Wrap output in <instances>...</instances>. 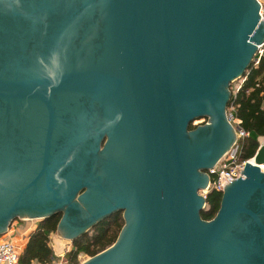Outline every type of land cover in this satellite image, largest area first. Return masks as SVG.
<instances>
[{
	"label": "water",
	"instance_id": "water-1",
	"mask_svg": "<svg viewBox=\"0 0 264 264\" xmlns=\"http://www.w3.org/2000/svg\"><path fill=\"white\" fill-rule=\"evenodd\" d=\"M257 0H0V234L59 212L66 239L120 210L77 264H264V138L218 208L229 83L264 36ZM203 123L188 128L197 117Z\"/></svg>",
	"mask_w": 264,
	"mask_h": 264
},
{
	"label": "trees",
	"instance_id": "trees-1",
	"mask_svg": "<svg viewBox=\"0 0 264 264\" xmlns=\"http://www.w3.org/2000/svg\"><path fill=\"white\" fill-rule=\"evenodd\" d=\"M240 81L230 90L226 110L230 109L238 119V125L248 132L247 136L238 139V159L253 155L259 142L264 138V54L257 62L253 60L244 68ZM230 85V83H229ZM195 124L189 122L188 128ZM221 191L211 189L205 196V204L199 214L203 219L211 218L218 208ZM60 213H51L37 220L29 232L24 247L19 251L18 264H51L53 253L48 244L49 234L55 231ZM123 218L120 210H115L104 218L96 221L86 231L73 237L67 252L68 264H76L77 255L86 256L102 250L110 245L121 225Z\"/></svg>",
	"mask_w": 264,
	"mask_h": 264
},
{
	"label": "built area",
	"instance_id": "built-area-1",
	"mask_svg": "<svg viewBox=\"0 0 264 264\" xmlns=\"http://www.w3.org/2000/svg\"><path fill=\"white\" fill-rule=\"evenodd\" d=\"M257 1L259 3V19L264 21V2H261L260 0ZM263 54L264 36L261 42L256 44V50L252 59L253 62L256 63L258 58ZM225 116L233 126L235 138L223 155L213 165L205 169V172L208 175L206 186L204 188L198 189V193L203 197H205L207 192L211 189L221 191L224 183L239 176L244 162L249 160V158H237V153L239 150L238 139L242 138L243 136H247L248 132L237 124L238 119L233 116V113L230 109L225 110ZM261 169L264 170V165H261ZM8 229L9 228H7L4 233L0 234V264H18V254L20 251L19 246L11 237Z\"/></svg>",
	"mask_w": 264,
	"mask_h": 264
},
{
	"label": "crops",
	"instance_id": "crops-1",
	"mask_svg": "<svg viewBox=\"0 0 264 264\" xmlns=\"http://www.w3.org/2000/svg\"><path fill=\"white\" fill-rule=\"evenodd\" d=\"M37 220H38L37 218H17V217L11 220L8 226L9 228L8 232L11 234V237L18 244L19 250H21L24 247L28 234L34 228ZM66 240H67L66 238L57 235L56 230L49 234L48 244L50 245L54 256L51 261V264H55L54 262L59 260L57 258L61 259V257H63L67 259L69 243L66 244L67 243ZM31 264H35V262H31Z\"/></svg>",
	"mask_w": 264,
	"mask_h": 264
},
{
	"label": "rangeland",
	"instance_id": "rangeland-1",
	"mask_svg": "<svg viewBox=\"0 0 264 264\" xmlns=\"http://www.w3.org/2000/svg\"><path fill=\"white\" fill-rule=\"evenodd\" d=\"M261 2H264V0H260ZM239 80H240V78L239 77H237V78H235L234 80H232L231 82H230V85H229V89L230 90H233L234 89V87L237 85V83L239 82ZM206 121V117H203V116H201V117H197V118H194V119H192L190 122L192 123V124H198V123H203V122H205ZM263 139V138H262ZM261 139V140H262ZM38 219V218H37ZM68 240V241H67ZM66 240V244H68L69 243V249H70V247H71V242H70V240L69 239H67ZM68 249V250H69ZM88 256H86V255H84V254H82V253H80V254H78L77 255V258H76V261H77V263H80V262H82L83 260H85L86 258H87ZM68 258V257H67ZM57 259H59V260H57L56 262H54L55 264H68L67 263V261H66V259L65 258H63V257H61V259L60 258H57ZM76 263V264H77Z\"/></svg>",
	"mask_w": 264,
	"mask_h": 264
}]
</instances>
